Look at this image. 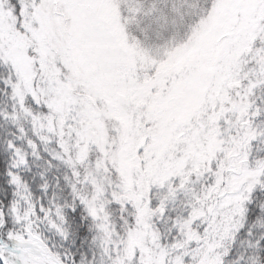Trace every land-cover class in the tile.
Masks as SVG:
<instances>
[{
	"label": "snow or ice",
	"instance_id": "snow-or-ice-1",
	"mask_svg": "<svg viewBox=\"0 0 264 264\" xmlns=\"http://www.w3.org/2000/svg\"><path fill=\"white\" fill-rule=\"evenodd\" d=\"M0 264H264V0H0Z\"/></svg>",
	"mask_w": 264,
	"mask_h": 264
}]
</instances>
